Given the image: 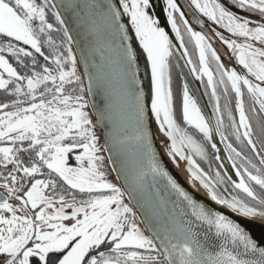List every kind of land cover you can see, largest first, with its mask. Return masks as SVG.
I'll return each mask as SVG.
<instances>
[{"label": "snow or ice", "instance_id": "6c2138e0", "mask_svg": "<svg viewBox=\"0 0 264 264\" xmlns=\"http://www.w3.org/2000/svg\"><path fill=\"white\" fill-rule=\"evenodd\" d=\"M160 2L0 0V40L7 41L0 43V92L5 94L0 101V188L7 193L0 195V264H264V244L241 223L264 221V0H187L227 35L214 28L211 34L194 30L199 20L190 23L177 0H162V20ZM168 26L179 41L175 52ZM73 31L81 37L80 59L87 63L100 55L102 67L110 70L112 94L135 121L131 136L112 135L111 148L108 140L99 145L94 129L112 121V113L97 112L93 122L85 98L103 77L86 71L85 89ZM213 36L243 74L222 62ZM177 56L185 58L195 80L206 78L211 117L186 83L174 93L171 60ZM141 60L149 74L147 91L139 75ZM230 94L238 121L229 108ZM146 102L158 133L168 141L165 154L174 164L176 157L186 161L189 182L198 181L213 204L240 220L198 203L165 170L149 139ZM213 133L224 144L235 179L220 171L226 165ZM101 147L122 157L121 186L102 171ZM73 153H78L75 166L70 164ZM194 156L219 163L206 173ZM161 179L178 197L171 210L154 191ZM129 204L144 211L148 235L133 222ZM249 253L256 259H246Z\"/></svg>", "mask_w": 264, "mask_h": 264}, {"label": "water", "instance_id": "95a60500", "mask_svg": "<svg viewBox=\"0 0 264 264\" xmlns=\"http://www.w3.org/2000/svg\"><path fill=\"white\" fill-rule=\"evenodd\" d=\"M178 5L181 7L182 11L185 12L186 18L195 20L196 18V12L194 9H191L189 7V4L187 0H177ZM163 7L162 0L160 2L159 7L157 8V13L161 15V19L163 20V16L161 13V8ZM70 28L73 27V23L71 20H69V25ZM163 26V25H162ZM166 32L169 33L170 39L174 41V52L176 51V46H178L179 41H175L174 34L171 33V28L170 26L166 27ZM73 36L77 40V45L74 46L73 50L77 54L78 57V65H79V70L80 74L82 76V81L85 86V89H87L88 85V80L85 75V72H92L94 74H97L98 76L103 77V79L100 80L99 83L94 82L93 87H92V95L87 96L86 99L89 100L90 102V107L89 110L92 115V120L93 122L96 121L97 116L96 113L100 111H104L106 114L108 111L112 113L113 120L108 121L104 120L101 121L97 127L95 128L98 133L99 137L101 140L102 146L105 143V140H108L107 147L111 148L112 147V141L111 137L114 133L118 134L119 136H131L134 130L135 126V121L134 118H131L130 110L128 109L127 105L123 102V100L119 99L115 95H113V90H114V84L110 80L109 76L106 75V73H109L110 70L108 68L102 67L103 62L101 61L100 55L97 54L95 57H89L87 63H85L82 59H80L81 56V37L77 36L76 32L73 31ZM183 51V50H180ZM175 67L177 68L179 72V76L181 78V84L182 86L186 83L190 89L191 94L197 98L198 103L202 107V110L204 114L208 117H211V114L209 112V109L206 105V102L204 100V97L200 91L199 85L197 83V80L192 76L190 72V66H185V58L177 56L176 58L172 59ZM93 65H96V67H93ZM145 65L143 60H141L140 64V78L145 81V90L147 91V81L149 79V74L144 70ZM111 104V108H109V105ZM91 105H95V109L91 107ZM145 120L150 124V135L149 139L152 143L153 150L157 153V158L162 161V166L165 168V170L171 175L175 181L178 183V185L184 189L186 192H188L198 203H203L207 207H211L214 210H217L221 213L227 214L230 218L235 219V220H240L239 217L235 216L234 214L227 212V210H222L220 208L215 207L213 204L209 203L206 199L192 191L190 188L183 184L177 177L171 172V169L167 167L166 163L164 162L159 149L157 147V143L153 134V127L150 121V111L147 106L146 102V108H145ZM157 125H156V130H157ZM214 127V123H213ZM214 136V142L217 144L218 148L220 149V152L217 153L218 155L224 156V148L222 143L219 140V137L213 133ZM104 149V148H103ZM109 166L112 170V173L118 183L119 186L123 184V179L119 178L117 176V171L121 168V159L122 157L117 154V152L112 151L109 153L108 151H105ZM222 152V153H221ZM110 156L111 160L113 163H110ZM114 164V166H113ZM189 176V175H188ZM166 181H163L162 179L159 181V183L156 186V189L154 191L158 192L160 196H162L164 199L169 201V210L172 209V201H177L178 197L174 193L171 192V189H166L165 188ZM0 195L6 196L4 193L0 191ZM126 200L128 201L127 197H125ZM129 203V201H128ZM130 207L133 208V212L135 213L136 217H138V221L140 222L143 230L145 233L148 235L149 233L146 231V224L144 223V211L140 209L138 206H134L132 204H129ZM181 208H184L185 205L183 203L180 204ZM259 221V220H258ZM260 222V221H259ZM257 221L254 222H247V221H241L247 228L251 230L252 235L259 241H261L262 244H264V240L261 238V233L264 231V228H262V223H259ZM246 259H256L251 253Z\"/></svg>", "mask_w": 264, "mask_h": 264}, {"label": "flooded vegetation", "instance_id": "af4514ba", "mask_svg": "<svg viewBox=\"0 0 264 264\" xmlns=\"http://www.w3.org/2000/svg\"><path fill=\"white\" fill-rule=\"evenodd\" d=\"M234 11H236L235 9H233ZM179 14H177L178 16ZM245 15H247V13H245ZM196 19L199 20V23H193L192 24V27L194 28V30H197V31H202V32H206V33H209L211 34L210 32V29H213L214 26L209 22L207 21L206 18L204 17H201L198 13L196 14ZM189 22L191 23L193 20L192 18L191 19H188ZM200 24H203L204 27L201 28L200 27ZM214 31H220L222 34H225L227 35L226 33H224V31L218 27H215L214 28ZM188 41V38L187 36H185V42L187 43ZM238 42H243L242 40H238ZM213 44H214V47L215 49L217 50L218 54L222 57V62L229 68H234L235 70H237L238 72H240L241 74H243L244 70L236 64L235 60L234 59H229V50L226 48L225 45H223L219 40L218 38L214 37L213 36ZM188 51L191 55V58L193 59L194 62L198 63V57L196 56L195 52H194V47L191 43H188ZM5 56L8 58L7 54L5 53ZM171 62L173 63V60H171ZM174 64V63H173ZM16 66V65H14ZM175 66V65H174ZM177 69V68H176ZM177 73H178V77H179V87L178 85L176 86V92L178 93L180 89H182V84H181V78L179 76V72L177 70ZM198 85H199V88H200V91L204 97V100L206 102V105L209 109V112L210 114L212 113V108L210 106V101L208 100V97L205 95V89H204V86L203 84H206V78L204 80L203 83H201L200 81H197ZM209 94H210V90H209ZM218 94H220L221 96V100H220V103H221V106H223L224 104V97H223V89H218ZM228 99L231 101L230 105H229V108L230 110L232 111L233 113V116L236 118V120L238 121V114L235 113V101H234V94H230ZM244 100H245V105H246V108L248 106V104L250 103L248 101V98H247V95H245L244 97ZM5 102H9V101H5ZM177 102L179 104V98L177 96ZM177 119L179 121V106L177 108ZM214 123V121H213ZM229 121L227 120V118H225V124H228ZM253 126L255 127L256 126V121L253 120ZM95 132H97L95 129H94ZM191 131V130H189ZM226 133L228 131H230V129H225ZM219 137V136H218ZM194 138L198 139V140H202V137H200L199 135H195ZM220 140V139H219ZM230 142H233L234 143V146L235 145V142H234V137H232L230 139ZM223 145V148H224V144L222 143ZM207 150L209 151V154L211 155V148H210V145L207 146ZM220 152V151H219ZM222 153V152H221ZM224 156L221 155L222 159H223V162L224 164L226 165V167L224 169H220V171L223 173L225 171H227L229 173V176L232 177L233 179H235V172L234 170H232L231 168V164L228 162L227 160V154L226 152L224 151ZM194 160L196 161V163L198 164V166L203 170L205 171L206 173L208 172V169L209 167H212L214 170L217 168V164L219 163L218 161H216L215 159H212L211 160V163L209 162H205L203 160H200L198 157H195L194 156ZM183 166L185 167V169L187 168V164H186V161H181ZM3 181L0 180V184H2ZM199 183V182H198ZM0 191L2 193H4L6 196H7V193L6 191L3 189V188H0ZM229 191H231V189L229 188ZM221 192H223V189H221ZM11 203H15V201H10ZM133 220L137 223V221L135 220V218H133ZM138 224V223H137ZM142 228V227H141Z\"/></svg>", "mask_w": 264, "mask_h": 264}, {"label": "bare ground", "instance_id": "6f19581e", "mask_svg": "<svg viewBox=\"0 0 264 264\" xmlns=\"http://www.w3.org/2000/svg\"><path fill=\"white\" fill-rule=\"evenodd\" d=\"M149 108V107H148ZM150 111V108H149ZM150 121L153 127V134L157 143V147L159 149V152L164 160V162L166 163L167 167L171 169V172L176 175V177L183 183L185 184L188 189L190 188L192 191H194L195 193H197L198 195H200L201 197H203L204 199H206L209 203L213 204L207 197L206 191L195 181L190 183L189 182V176L188 174L184 171L183 169V164L181 162V160L179 159V157L175 158V164L173 163L172 159L169 158L166 154H165V145L168 143V141L166 140L165 137H163L162 134L158 133V131L156 130V124L154 123V121H152L151 119V114H150ZM163 141V143H162ZM198 182V181H197ZM215 207L220 208L222 210H226L225 208L220 207L219 205H215L213 204ZM257 222H259L257 220ZM259 223L264 224V221H260Z\"/></svg>", "mask_w": 264, "mask_h": 264}, {"label": "rangeland", "instance_id": "374dc122", "mask_svg": "<svg viewBox=\"0 0 264 264\" xmlns=\"http://www.w3.org/2000/svg\"><path fill=\"white\" fill-rule=\"evenodd\" d=\"M233 11H234V10H233ZM5 42H7V41L0 40V43H5ZM6 58H7V57H6ZM87 111L89 112V118L91 119V113H90L89 108L87 109ZM96 134H97V132H96ZM97 136H98V134H97ZM99 145H100V141H99ZM76 154H78V153H73V154H72V159L70 160V164H71L72 166H75V159H74V157H75ZM98 155H100V156L103 157V154H102V150H101V148H100V151H99ZM104 155H105V153H104ZM105 158H106V156H105ZM105 158L103 157L102 171L105 172L107 179H108L111 183H113V184H115V185L118 186V183H117V181H116V179H115V177H114V175H113V173H112V170H111V168H110V166H109L108 160H107V159L105 160ZM124 203L128 204L126 198H124ZM129 207H130V205H129ZM134 218H135V220L137 221L138 224H137L134 220H133V222H134L138 227H140V229L143 231V229L141 228V225H140L138 219L136 218V215H135ZM145 235H146V234H145Z\"/></svg>", "mask_w": 264, "mask_h": 264}, {"label": "trees", "instance_id": "16d2710c", "mask_svg": "<svg viewBox=\"0 0 264 264\" xmlns=\"http://www.w3.org/2000/svg\"><path fill=\"white\" fill-rule=\"evenodd\" d=\"M45 51H47V50L45 49ZM38 59L40 60V63H44V61L42 60V58H39L38 57ZM171 65H172V77H173V90H174V93H177L176 92V86L178 85V87H179V77H178L177 70H176V68H175V66H174V64L172 62H171ZM78 72H79V70H78ZM4 98H5V94L2 93V92H0V101H4ZM178 106H179V104L177 102V108H178Z\"/></svg>", "mask_w": 264, "mask_h": 264}, {"label": "crops", "instance_id": "0c3cea01", "mask_svg": "<svg viewBox=\"0 0 264 264\" xmlns=\"http://www.w3.org/2000/svg\"><path fill=\"white\" fill-rule=\"evenodd\" d=\"M103 154V153H102ZM103 157H104V155H103ZM105 158V157H104Z\"/></svg>", "mask_w": 264, "mask_h": 264}]
</instances>
